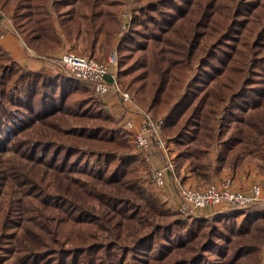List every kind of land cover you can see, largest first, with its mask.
Here are the masks:
<instances>
[{
    "label": "trees",
    "instance_id": "1",
    "mask_svg": "<svg viewBox=\"0 0 264 264\" xmlns=\"http://www.w3.org/2000/svg\"><path fill=\"white\" fill-rule=\"evenodd\" d=\"M139 1L114 46L117 79L130 76L125 86L165 115L174 167L189 162L207 182L223 165L263 161L264 0ZM124 3L0 0V10L37 54L79 37L92 52L102 36L106 55ZM112 124L84 81L21 66L0 45V264H259L263 208L168 209Z\"/></svg>",
    "mask_w": 264,
    "mask_h": 264
},
{
    "label": "built area",
    "instance_id": "2",
    "mask_svg": "<svg viewBox=\"0 0 264 264\" xmlns=\"http://www.w3.org/2000/svg\"><path fill=\"white\" fill-rule=\"evenodd\" d=\"M126 15V11L120 10L118 17L121 19ZM0 16L5 17V13L1 10ZM27 52L35 55L32 49L27 48ZM59 65L68 75L84 81L98 99L109 92L117 95L122 105L120 120H123L125 129L131 132L134 147L143 152L145 159L155 165L150 171L154 185L163 187L166 183V174L171 175L174 190L179 196L176 206L179 213L196 217L195 211L207 206L219 207L215 212L217 213L226 209L246 208L252 204L264 205V181L253 182L248 191L231 188L230 177L224 178L218 184L209 183L200 187L186 186L180 180L178 181V176L172 172V156L161 134L162 119L153 118L140 106L136 108V111L141 114L142 121L137 126L127 115V112L131 111L128 104L133 99L129 91L122 88L117 79L115 53L111 54L106 61H101L89 55L67 51L59 56ZM155 153L156 156H153Z\"/></svg>",
    "mask_w": 264,
    "mask_h": 264
},
{
    "label": "crops",
    "instance_id": "3",
    "mask_svg": "<svg viewBox=\"0 0 264 264\" xmlns=\"http://www.w3.org/2000/svg\"><path fill=\"white\" fill-rule=\"evenodd\" d=\"M9 16L6 15L5 17L0 16V45L8 51L10 56L21 66L27 67L32 70H39V69H45L51 72H58L61 71V68L59 67V63L56 64L52 59H55L59 57L63 52L67 51H75L72 50V48L79 46L81 43L82 47H85V39L82 37H79L75 41L68 42L67 40H64L60 46V48H57V50H48L44 54H37L35 52V55H32L31 53L27 52V47L24 45L20 37L15 33L10 20L8 19ZM78 41V42H77ZM103 41V37L100 36L96 46H99ZM78 43V44H76ZM63 44H66L65 46H62ZM64 48H70L71 50H66L61 52V50ZM29 49V48H28ZM31 50V49H30ZM111 53V51H110ZM101 102L104 104L106 110L115 118L121 117L122 113V105L119 101L117 95L113 94L112 92L106 93L100 98ZM138 106V107H137ZM142 107L140 104L136 103L135 101H132L128 104V107L131 111L127 112V115L130 116L135 126H137L142 121V116L140 113L136 111V108ZM158 155V154H157ZM161 155V154H160ZM156 156V153L153 155ZM258 162V163H256ZM255 163L252 162V159H243L240 162V165L236 167L234 170H231L229 166L223 165L219 174L215 175L209 182L218 184L220 183L224 178L230 177L232 179L231 182V188H237L240 190L248 191L249 186L253 182H262L264 181V166L261 165L260 161L257 160ZM158 163V161H157ZM258 164H260L258 166ZM262 168V170H260ZM185 172L182 170L179 171L178 177L181 176L180 179L186 178L184 181V185L189 186L193 184L195 181L198 186H204L209 183H204L205 181L201 180L200 178H196L194 174H192L191 169H188V167L185 168ZM195 179L194 181L192 180ZM191 183V184H190ZM204 183V184H203ZM160 194L165 197L166 201L173 205L175 208L177 206V203L179 201V196L177 192L174 190L171 175L166 174V183L163 187H160L159 190ZM217 207V206H216ZM215 207H202L195 211L197 216H207L209 214L215 213Z\"/></svg>",
    "mask_w": 264,
    "mask_h": 264
},
{
    "label": "rangeland",
    "instance_id": "4",
    "mask_svg": "<svg viewBox=\"0 0 264 264\" xmlns=\"http://www.w3.org/2000/svg\"><path fill=\"white\" fill-rule=\"evenodd\" d=\"M141 5L142 4H141V2L139 0H125V3L120 8V10L121 11H126L127 12V15L124 18H121V19L118 17L119 25H118V29H117L116 39L114 41V44L112 45L113 47L106 52V55H105V50L103 48V41H102L101 44H99V46H96V48H95L94 51L90 52L87 49V47H86L87 46V41L85 40L86 41L85 47H82L81 46V43L77 47L75 45V47L72 48V50H75L73 52H76L78 54L90 55V56H93V57L97 58L98 60L106 61L111 54L116 53L115 50H114L115 43H117V41H119L127 33V31L130 28L132 19H133L134 16L138 15L139 8H140ZM120 10H119V12H120ZM119 12H118V14H119ZM6 15H8V14H6ZM76 44H78V43H76ZM65 45L66 44H63L62 46H65ZM57 48H60V46L59 47H55L53 50H55V49L57 50ZM66 50H71V49L70 48H64L63 47V49L61 50V52L66 51ZM110 51H111V53H110ZM52 60L54 61L55 64L57 62L59 63V57H57L55 59H52ZM61 70H62V68H61ZM115 72H116V75H117V63H116V66H115ZM129 79H130V76H126L125 79L118 80L119 83H120V85H121V87L124 88V89H126V90H128L129 93L131 94V97H132L133 101H135L136 103L140 104L146 111L149 112V114L153 118H155V119H162V121H163L162 129H161V134H162V136L164 138V141H165V144H166V146H167V148L169 150V154L172 156V159H173V171L172 172L175 173L176 176H177L178 173H179L178 171H181L182 170L183 172H185V170H186L185 168L186 167H188V169H191L189 162H185L184 165L181 168L179 167L177 169L176 167H174V165H175L174 164V159H175V155H176V153L178 151V147L175 144V136L176 135L175 134H172V133H168L164 129V125H165V115L164 114H160L159 112H154V111L150 110V108L148 107V104H147V100L146 99H142V98L140 99L131 89H128L125 86L126 81L129 80ZM88 88H89V86H88ZM89 92L91 93V95L94 98H97V97H95L93 95V93H92V91H91L90 88H89ZM111 117L113 118V124H112L113 127L122 129L126 133L128 132L127 134H128V142H129L130 152H131V154L135 155L138 158V163H139V165H138V177L140 179V182L142 184H144L145 186H147L149 188V190L152 191L164 203L165 207H167L170 210H174V211L178 212L177 209L173 205H171L170 203H168L166 201L165 197L162 196V194H160V192L158 191L160 187L154 185V183L151 180L150 171H151V168L153 166H155V165H153L150 160H146L145 157H144V153L141 152V151H139V150H137L134 147V145L132 143V135H131V132L125 129V127L123 126V124H124L123 120H120L121 117L115 118L112 115H111ZM208 155L212 156L209 153H208ZM158 160H160V159H158ZM257 160H258L257 158H254V159H252V162L255 163ZM256 163H258V162H256ZM260 163H261L262 166H264V160L263 161H260ZM259 165L260 164H258V166ZM260 170H262V168H260ZM184 174L185 173H182L179 177H177L178 181L180 180L183 184H184V181H185L186 178H183V179H180V178ZM192 180L194 181L195 179L192 178ZM195 181L193 182V184L190 183L191 184L190 186H193V187L198 186ZM172 183L174 184L173 181H172ZM204 183H209V181L204 182ZM187 186H189V184ZM176 189H177V187H176ZM256 206L264 209V205H256ZM207 207H210V206H207ZM215 209L218 210L219 207H215ZM216 210H214V211L216 212ZM179 214H181L183 217H189L188 215H185V214H182V213H179ZM259 257H260L259 258L260 259L259 264H264V243L260 247V255H259Z\"/></svg>",
    "mask_w": 264,
    "mask_h": 264
}]
</instances>
